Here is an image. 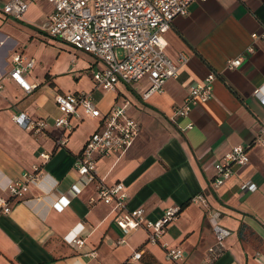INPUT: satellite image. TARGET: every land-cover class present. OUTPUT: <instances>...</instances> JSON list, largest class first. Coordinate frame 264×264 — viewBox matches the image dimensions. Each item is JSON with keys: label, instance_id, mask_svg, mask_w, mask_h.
Masks as SVG:
<instances>
[{"label": "crops", "instance_id": "1", "mask_svg": "<svg viewBox=\"0 0 264 264\" xmlns=\"http://www.w3.org/2000/svg\"><path fill=\"white\" fill-rule=\"evenodd\" d=\"M3 2L0 194L10 200V210L0 208V264H264V144L253 142L264 108L252 93L264 84V38L251 36L264 31V0L192 1L164 32L166 54L175 59L182 53L187 61L176 77L145 98L146 77L107 90L92 78L99 65L93 56L83 64L77 54L70 62L60 60L63 44L43 27L53 7L48 0H28L17 19L2 12ZM16 52L33 59L23 72L33 85L29 92L9 76ZM236 56H242L241 63L227 67ZM208 72L215 73L211 97L192 105L186 116L174 115L188 87ZM68 91L88 92L101 112L127 99L128 113L141 125L122 154L97 159L96 180L89 182L73 162L99 120L79 108L80 117H70L71 130L56 126L61 113L55 94ZM20 112L25 125L12 117ZM41 119L44 127L37 124ZM63 136L65 141L57 143ZM236 144L247 146L249 160L214 186V164ZM35 165L38 182L29 183L23 198L10 197L7 183ZM118 180L125 185L126 208L142 207L150 220L163 216L167 207H180L155 240L145 227L123 232L110 206L98 198V181ZM245 182L254 188L242 186ZM198 193L204 203L191 200ZM214 223L230 232L212 256ZM73 231L79 232L81 245L65 239ZM118 237L124 241L117 244ZM175 246L183 250V259H166L165 249ZM135 251L139 258L132 257Z\"/></svg>", "mask_w": 264, "mask_h": 264}, {"label": "built area", "instance_id": "2", "mask_svg": "<svg viewBox=\"0 0 264 264\" xmlns=\"http://www.w3.org/2000/svg\"><path fill=\"white\" fill-rule=\"evenodd\" d=\"M52 10L43 24L47 34L59 38L77 49L89 53L97 61V67L92 70L95 83L104 89L113 90L119 82L132 84L146 77L149 82L143 97L153 91H160L165 80L176 77L179 68L186 63L187 56L180 53L177 58H170L165 50L164 32L170 27L172 19L179 14H186L189 5L194 0H48ZM204 1V0H201ZM28 0H4L2 12L12 18H20L27 10ZM252 37H263L256 32ZM252 50L251 46L248 48ZM242 56L227 60V67L232 68L241 63ZM13 65L9 76L25 91L32 90L23 72L33 65V59L27 58L20 52L12 56ZM214 72H208L202 81L188 87L184 102L174 108V115L186 116L192 105L208 100L212 95V81ZM253 95L262 103L264 108V84L253 89ZM55 102L60 115L54 119V124L63 129L71 130L73 124L70 117H80L82 113L98 118L99 124L87 136L81 150L74 159L73 166L86 181L96 180V161L99 157L108 154L120 155L133 142L140 131V122L131 116L127 108L129 100L114 103L105 112H101L95 105L88 92H59L55 94ZM13 119L20 125H25V113L14 114ZM38 126L44 127L45 120L37 121ZM190 126V123L187 124ZM65 136L57 143H63ZM256 144H264V113L261 116L259 134L253 139ZM47 156L46 153H40ZM249 160L246 145L236 144L225 151L214 164L215 171L212 177L214 186L223 184L232 174L235 165L245 164ZM41 175L37 166L26 171L18 180L9 181L6 189L10 197L21 199L28 189L29 183L38 182ZM242 186L253 189L254 184L245 182ZM96 193L100 200L108 204L114 212L113 219L118 227L127 232L130 229L145 227L148 237L155 240L163 232L165 225L176 217L179 206H170L164 210L163 216L150 220L145 216L142 207L127 209V192L121 180L111 184L98 181ZM191 200L205 202V197L198 193ZM0 208L4 212L10 210V200L0 194ZM215 242L208 247L212 256L223 246V238L230 230L218 223L212 225ZM73 231L65 236L68 242L81 245L83 240ZM118 237L116 243H122ZM140 251L132 254L139 258ZM181 248L168 247L165 249V258L168 260L183 259ZM183 264H193L185 262Z\"/></svg>", "mask_w": 264, "mask_h": 264}, {"label": "rangeland", "instance_id": "3", "mask_svg": "<svg viewBox=\"0 0 264 264\" xmlns=\"http://www.w3.org/2000/svg\"><path fill=\"white\" fill-rule=\"evenodd\" d=\"M55 40L63 44L62 54H60L59 56L60 60L65 61V62L66 61L70 62L72 56H75L76 54H77L76 56H77L78 63L80 64H83V60L90 61L93 59V57L89 53L85 52L84 50L77 49L72 44H69L59 38H55ZM56 44L58 43L56 42Z\"/></svg>", "mask_w": 264, "mask_h": 264}, {"label": "trees", "instance_id": "4", "mask_svg": "<svg viewBox=\"0 0 264 264\" xmlns=\"http://www.w3.org/2000/svg\"><path fill=\"white\" fill-rule=\"evenodd\" d=\"M240 229H242V225H241Z\"/></svg>", "mask_w": 264, "mask_h": 264}]
</instances>
